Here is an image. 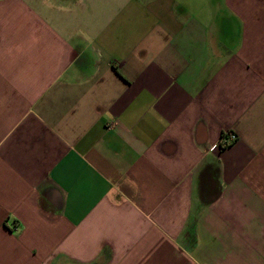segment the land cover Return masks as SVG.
<instances>
[{
	"label": "crops",
	"instance_id": "1",
	"mask_svg": "<svg viewBox=\"0 0 264 264\" xmlns=\"http://www.w3.org/2000/svg\"><path fill=\"white\" fill-rule=\"evenodd\" d=\"M0 264H264V0H0Z\"/></svg>",
	"mask_w": 264,
	"mask_h": 264
},
{
	"label": "built area",
	"instance_id": "2",
	"mask_svg": "<svg viewBox=\"0 0 264 264\" xmlns=\"http://www.w3.org/2000/svg\"><path fill=\"white\" fill-rule=\"evenodd\" d=\"M235 138L234 134L232 132H225L223 133L220 138L218 139V141L216 143H213L212 145H210V149H214V148H223L225 146H227L228 144H230V142Z\"/></svg>",
	"mask_w": 264,
	"mask_h": 264
}]
</instances>
